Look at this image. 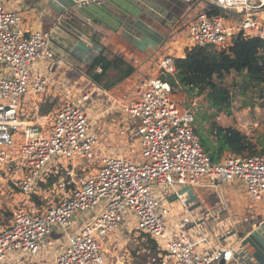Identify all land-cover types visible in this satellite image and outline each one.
Segmentation results:
<instances>
[{"label":"built area","instance_id":"2783aa9c","mask_svg":"<svg viewBox=\"0 0 264 264\" xmlns=\"http://www.w3.org/2000/svg\"><path fill=\"white\" fill-rule=\"evenodd\" d=\"M99 1L71 0L77 9ZM200 1L210 9L188 24L189 47L225 49L239 34L264 40V0ZM217 9L224 14L214 15ZM22 23L18 11L0 0V183L9 176L27 196L25 203L13 209L11 222L0 228V264L16 258L15 264H22V257L29 259L55 248L56 242L49 239L53 232L65 240L53 264H109L101 239L123 227L127 213V218L137 217L139 236L158 240L166 252L161 264L247 260L235 247L213 246L203 228H199L201 239L194 241L184 222L171 227L167 217L173 210L155 196L156 186L218 188L239 182L252 202L264 199V154L229 155L215 162L205 151L196 131L197 102L182 107L167 80L178 74L176 58L164 57L159 77L142 82L135 98L122 106L125 115L139 124L140 157L100 156L99 135L86 96L66 97L48 117L55 119L52 126L45 123L39 106L30 107L27 97L37 105L51 87L50 78L37 68L63 64V60L51 33L28 35ZM260 56L264 58L263 50ZM15 131L23 135L19 144ZM98 163L96 171L77 180L76 170L82 171L83 166V171H90ZM61 168L69 179L44 187ZM175 192L188 213L187 194ZM200 243L208 246L200 250Z\"/></svg>","mask_w":264,"mask_h":264},{"label":"crops","instance_id":"0c3cea01","mask_svg":"<svg viewBox=\"0 0 264 264\" xmlns=\"http://www.w3.org/2000/svg\"><path fill=\"white\" fill-rule=\"evenodd\" d=\"M3 2L6 8L20 13L23 19L22 28L26 34L51 33L53 46L58 56L63 60V64L48 63L37 68L51 80L50 90L42 96L38 103L40 105L47 99L43 98L44 96L59 98L61 100L59 106L66 97L70 98L73 95L86 96L91 100L96 98L98 102L96 105L100 108L108 107L115 101L133 98L142 82L159 77L164 57L172 55L177 59L185 56L186 50L189 48V41L186 42L178 34L185 31L188 37V24L195 17L189 10V5L192 3L184 0H100L98 3L78 9L73 8L71 0H3ZM197 4L199 3L197 2ZM103 48H108L135 68L133 75L111 90L101 88L87 74L88 66L94 63ZM27 100L31 101L30 107L39 106L40 110V105H35L36 103H33L31 99L27 98ZM57 109L51 115L43 117L47 119L53 116ZM117 113L119 114V112ZM120 117L122 120L119 124L122 125L123 130H126L121 131L122 133L126 132L124 136L127 131L129 132L130 124L135 123L141 139L139 124L125 115L123 116L122 113H120ZM224 118L228 117L222 115L218 118L223 126L234 124L231 121H226L227 125H225ZM113 122L108 125V130H105L108 132H105V142L110 150L111 147H122L114 140L118 136L114 132L116 125ZM128 122H130V126ZM252 141L257 145L256 149H264V143L260 145L254 140ZM99 142V152L113 156V154L102 152L106 149L101 143L100 136ZM83 168L81 166L82 171L76 170V175L84 174L86 176L87 171H83ZM69 169L71 168L69 167ZM96 170L97 168L94 171ZM92 173L93 171H90L89 174ZM16 182L6 176L0 186V198L10 200L5 206L6 209L0 210V215L11 214L10 220L0 221V228L11 222L15 206L21 201H27L19 200L21 197L16 195L19 191ZM212 188L216 187L201 185L199 188L196 186L179 188V193H186L188 197V213L184 212L187 224L192 223L197 228H201L200 224L213 223L214 220L218 222L220 219L222 223L218 224L219 226L216 225V228L209 226L206 230L208 235L213 234L210 236L211 244L215 247H235L238 253L247 259L228 264H264V199L260 202H252V206L250 205L252 215L243 209L240 215L241 224L238 222L239 224L236 223L232 230L227 228L228 230L224 231L223 225L231 220V216H227L228 212L225 211L227 209L225 206L229 208L230 206L223 202L225 197L222 196V200L216 206H220V209L212 211L209 201L214 203V199H210L206 193ZM166 198V202L172 205L173 198L169 194ZM244 203L245 200H243L242 207L246 208ZM216 214L219 216H215ZM220 216L225 217L221 220ZM175 218L180 222L185 220L181 221L180 212ZM192 224L189 228H192ZM231 233L234 235L231 236ZM238 233H243V235L238 236ZM50 236L56 237L55 232ZM192 238L194 241L201 239L195 235ZM49 239L53 240L54 238ZM207 246L206 243H200L199 249H205ZM52 249L46 248L40 255L29 258V260H55L58 250L55 253ZM22 258V260H26V258Z\"/></svg>","mask_w":264,"mask_h":264},{"label":"trees","instance_id":"16d2710c","mask_svg":"<svg viewBox=\"0 0 264 264\" xmlns=\"http://www.w3.org/2000/svg\"><path fill=\"white\" fill-rule=\"evenodd\" d=\"M197 2L200 0L192 4ZM207 8L210 9L209 6ZM212 13L224 14L220 9ZM262 50L264 51V40L243 34L235 36L232 44L225 49L189 47L183 58L176 59V78H167L176 92L186 93L188 99L202 98L207 103L204 110L197 111L195 124L205 151L215 162L223 161L229 155L245 158L264 154V149L258 151L257 145L242 129L235 124L223 126L218 120L221 115L232 117L234 105L240 98H243L242 108H254L256 101L264 100V58L260 56ZM134 72L135 68L130 63L108 48H103L94 63L87 68L89 78L107 90L116 87ZM231 75H234V79L229 82ZM48 99L40 105L42 116H49L55 110L56 102ZM65 177L69 179L67 170L61 168L43 186H53ZM32 199L37 201V197ZM139 237L147 254L157 257L153 264H161V245L158 240L146 234ZM147 262L148 258L143 257L142 264Z\"/></svg>","mask_w":264,"mask_h":264},{"label":"rangeland","instance_id":"374dc122","mask_svg":"<svg viewBox=\"0 0 264 264\" xmlns=\"http://www.w3.org/2000/svg\"><path fill=\"white\" fill-rule=\"evenodd\" d=\"M196 4L197 3L189 5V10L192 11L193 12L192 15L195 16L194 19L197 17V15L200 12L208 9L207 8L208 5L203 1H200L199 4L197 5ZM178 35L179 37H182V39H184L186 42L189 41V37H187L185 31H181V33ZM233 79H234V75H231L228 78V81L232 82ZM178 92H176V99L182 107H185V108L191 107L193 105V101H196L197 102L195 106L196 113L197 111L199 112L206 108L207 103H204L202 98H196V100H194V98L188 99L186 93L182 91L179 93ZM27 98H31V97H27ZM43 98H48V97L44 96ZM70 98H79V96L73 95V97H70ZM133 98H135V96ZM133 98H127L124 101H119V102L115 101L110 106L105 107V108H100L96 105L98 103L96 101V98H93V100L89 98L85 102L86 107L88 108L91 114L92 121L94 122L97 128V133L100 136L101 143L106 149V150H102V152L113 154V156H135L139 153L141 145H140V136L137 130V125L135 123L130 124V122H128V125L130 124L131 126L130 125H129L130 127L128 126L129 132L127 131L126 136H124L126 132L125 133H122V132L126 130H123L124 128H122V125L119 124L121 123L120 121L122 120V118L120 117V113H122L123 116L125 115V113L122 111L123 104L131 102ZM48 100H52L53 102L54 101L56 102L55 110L58 108L61 102L59 98H49ZM242 102H243V98H240L239 100L236 101L234 108H233V116L231 118L229 117L224 118L223 119L224 124L227 125L226 121L233 122L234 124H236L237 127L240 126V128L249 136V138H251V140H254L258 144L263 145L264 143V100H258V102L256 101L257 103L256 107L251 108V109H243ZM259 102H262V104ZM202 105H204L203 108H202ZM116 111L119 112V114ZM125 117H128V116L125 115ZM113 119L115 123L113 122ZM54 122H55V119L53 118H47L45 120V123L48 126H52ZM112 122L113 124L116 125V129L114 132L118 136L114 140L117 141V144L122 147L120 148L111 147V150H110V147H108L107 146L108 144H106L105 142V138H106L105 132H107L105 130H108V125H111ZM206 126L208 127V125ZM47 129L48 127H44V130L47 131ZM14 137H16L17 141L20 143L23 140V135L19 131L14 132ZM107 150H109L110 152H108ZM257 150L261 151V148H258ZM98 155L102 156V153L99 152ZM98 165L99 163L96 164V166H94L92 170L90 171H93L94 169H96ZM86 171L87 172L85 173V175L90 173L89 170H86ZM83 177H85L84 174H77L76 178L79 181ZM3 181L4 179L0 183V186L2 185ZM179 188L180 187H177L176 190H173L172 188H169V187H161V186L155 187V196H157L158 199L161 201V203H163L166 207L173 209V215L167 217L168 223L171 227L178 226L179 220L176 219L175 217L176 215L178 216L179 212L182 215L181 221H183L186 218L184 217L186 216L184 213V206L180 203L179 200H177V194L175 193V191L180 192ZM196 188H199V186H196ZM196 190L199 191V189H196ZM206 193L210 199H214V203L213 201H209L210 203L208 202L210 205H212L211 207L212 211H215V210L217 211L220 209L219 208L220 206L219 207H216V206L222 200V196L225 197L223 202L230 206L229 208L224 205L225 208H227L225 210L226 212H228L227 216H231V220L230 221L227 220L228 221V222L226 221L227 224L223 225L224 231L228 229L232 230V227L236 226L235 224L238 222L241 224L242 221L240 219V215L243 209L244 210L246 209L245 211L247 213H250V208H251L250 205L252 206V200L249 198L244 186L239 182H233L231 184H225V186L222 185L221 187H218V188H212L211 190H207ZM168 194L173 198L172 205H169L166 202V199H167L166 197ZM16 195L21 197V199L19 200L27 199V196H25L22 192L18 191ZM246 198H248V201H246ZM243 200H245L244 205L246 206V208L242 207ZM9 201L10 200H7L5 198H0V205H1L0 210H3V208L6 209L5 206L7 203H9ZM21 202L25 203V201H21ZM21 202L19 203L20 205H21ZM128 214L129 213L125 214V220L123 224L124 229L119 228L115 233H112L108 237L101 239L103 255L106 257L107 260H109V264H142L143 257L148 258V262L146 264H153L157 257H155L154 255L152 256V255L147 254V251L142 246L143 245L142 240L140 239L139 234L137 233V228H136L137 217L135 215L134 216L132 215L133 217L127 218ZM215 216H219V214H216ZM224 217L220 216L221 220ZM10 219H11L10 213L9 214L5 213L4 215L2 214V216L0 215V221L1 220L8 221ZM218 220H219L218 222L217 221L215 222L214 220L212 221L213 223H207L205 225L200 224L201 225L200 227L203 228L205 231L207 230L209 226L216 228L215 227L216 225L219 226L218 224L222 223V221L220 222V219ZM183 222L185 223L184 230L190 236L193 237L195 235V236L201 237L200 229L197 228L196 225L192 223L187 224L188 221L186 222V219ZM191 224H192V228H189ZM127 225L128 227L126 228ZM205 233H208V232H205ZM55 234H56V237L49 236V238H54V241L56 242V247L52 249V251L56 253L57 250L60 249V247L63 245L65 240L63 238H60L56 232ZM211 235L213 236V234ZM230 235L232 236L234 234L231 233ZM239 235H243V233H238V236ZM159 248L161 250L159 257L164 258L165 254L163 252V249L161 247ZM15 261L16 260L14 261L9 260L3 264H15ZM53 263H54V260H51V259L50 260H34V259L29 260L28 258H26V260H24L22 264H53Z\"/></svg>","mask_w":264,"mask_h":264},{"label":"water","instance_id":"95a60500","mask_svg":"<svg viewBox=\"0 0 264 264\" xmlns=\"http://www.w3.org/2000/svg\"><path fill=\"white\" fill-rule=\"evenodd\" d=\"M221 264H225V262H224V261H222V262H221Z\"/></svg>","mask_w":264,"mask_h":264}]
</instances>
